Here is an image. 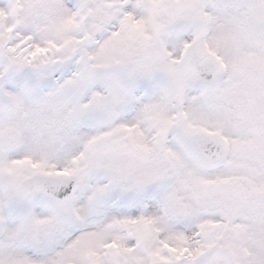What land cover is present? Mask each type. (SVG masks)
Segmentation results:
<instances>
[{
    "label": "snow or ice",
    "instance_id": "6c2138e0",
    "mask_svg": "<svg viewBox=\"0 0 264 264\" xmlns=\"http://www.w3.org/2000/svg\"><path fill=\"white\" fill-rule=\"evenodd\" d=\"M0 264H264V0H0Z\"/></svg>",
    "mask_w": 264,
    "mask_h": 264
}]
</instances>
